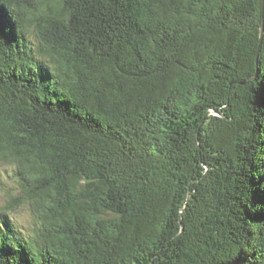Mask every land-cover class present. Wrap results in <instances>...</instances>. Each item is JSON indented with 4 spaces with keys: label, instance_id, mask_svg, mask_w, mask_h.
Here are the masks:
<instances>
[{
    "label": "trees",
    "instance_id": "16d2710c",
    "mask_svg": "<svg viewBox=\"0 0 264 264\" xmlns=\"http://www.w3.org/2000/svg\"><path fill=\"white\" fill-rule=\"evenodd\" d=\"M260 19V0H0V159L38 222L0 221V264H264Z\"/></svg>",
    "mask_w": 264,
    "mask_h": 264
},
{
    "label": "rangeland",
    "instance_id": "374dc122",
    "mask_svg": "<svg viewBox=\"0 0 264 264\" xmlns=\"http://www.w3.org/2000/svg\"><path fill=\"white\" fill-rule=\"evenodd\" d=\"M29 36L37 42L34 29ZM15 165L7 159H0V221L6 220L21 232L31 234L38 224L35 215L26 202L18 201L22 189L14 173Z\"/></svg>",
    "mask_w": 264,
    "mask_h": 264
},
{
    "label": "water",
    "instance_id": "95a60500",
    "mask_svg": "<svg viewBox=\"0 0 264 264\" xmlns=\"http://www.w3.org/2000/svg\"><path fill=\"white\" fill-rule=\"evenodd\" d=\"M260 8H261V19H260V45L257 51V56L262 47V41L264 37V0H260Z\"/></svg>",
    "mask_w": 264,
    "mask_h": 264
}]
</instances>
